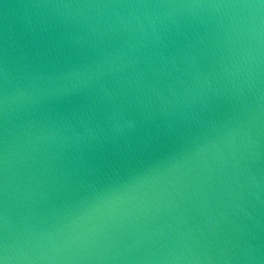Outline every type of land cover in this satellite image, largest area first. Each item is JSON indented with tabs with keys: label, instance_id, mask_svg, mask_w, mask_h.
<instances>
[{
	"label": "water",
	"instance_id": "obj_1",
	"mask_svg": "<svg viewBox=\"0 0 264 264\" xmlns=\"http://www.w3.org/2000/svg\"><path fill=\"white\" fill-rule=\"evenodd\" d=\"M6 264H264V0H0Z\"/></svg>",
	"mask_w": 264,
	"mask_h": 264
},
{
	"label": "snow or ice",
	"instance_id": "obj_2",
	"mask_svg": "<svg viewBox=\"0 0 264 264\" xmlns=\"http://www.w3.org/2000/svg\"><path fill=\"white\" fill-rule=\"evenodd\" d=\"M0 264H6V258L0 256Z\"/></svg>",
	"mask_w": 264,
	"mask_h": 264
}]
</instances>
